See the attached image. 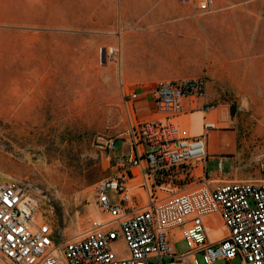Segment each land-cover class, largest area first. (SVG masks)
I'll return each instance as SVG.
<instances>
[{"label": "rangeland", "instance_id": "obj_1", "mask_svg": "<svg viewBox=\"0 0 264 264\" xmlns=\"http://www.w3.org/2000/svg\"><path fill=\"white\" fill-rule=\"evenodd\" d=\"M0 1L6 2L0 5V47L11 56L26 55L28 72L35 73L26 87L0 78L2 103L16 106L0 109V175L26 182L38 199L36 216H45L58 236L73 238L87 229L93 211L98 215L95 185L113 173L104 140L117 141L115 156L125 151L117 137L130 121L149 116L150 93L158 83L182 79L175 75L195 58L196 47L178 38L177 14L155 13L147 26L145 15L116 8L110 15L114 29L95 30L90 27L98 25V17L109 15L92 17L81 9L73 30L67 0ZM124 32L131 34L126 45L120 41ZM110 49L114 53L106 57ZM51 80L56 84L48 85ZM132 92L140 95L135 101L127 99ZM213 110L222 114L207 139L214 157L209 175L222 181L263 179L256 156L264 150V94L227 95ZM173 242L178 254L188 250L185 241ZM196 260L204 264L200 254Z\"/></svg>", "mask_w": 264, "mask_h": 264}, {"label": "built area", "instance_id": "obj_2", "mask_svg": "<svg viewBox=\"0 0 264 264\" xmlns=\"http://www.w3.org/2000/svg\"><path fill=\"white\" fill-rule=\"evenodd\" d=\"M194 2L202 14L214 10V0ZM205 90L204 77L160 82L150 93L149 116L130 121L117 137L125 151L115 156L117 141L104 140L113 173L95 185L98 215L76 237L58 236L45 216H36L38 199L26 182L0 175V264H198L197 254L204 264L236 258L264 264V178L211 177L207 139L217 128L205 116L201 133L188 135L178 121L214 109L201 103ZM256 163L264 177V150ZM212 216L224 227L215 240ZM175 237L187 251L176 252Z\"/></svg>", "mask_w": 264, "mask_h": 264}, {"label": "crops", "instance_id": "obj_3", "mask_svg": "<svg viewBox=\"0 0 264 264\" xmlns=\"http://www.w3.org/2000/svg\"><path fill=\"white\" fill-rule=\"evenodd\" d=\"M5 3L0 1V5ZM116 8L121 13L132 11L135 15H145L142 20L147 26L153 24L154 14L158 12L179 16L178 38L196 48L195 58L181 67L175 76L182 78L178 80L206 79L202 104L212 105L215 109L227 95L264 94V0H214V10L206 14L196 9L194 0L183 5L178 0H67L68 22L72 20L73 23L72 27L68 23V27L74 30L75 14L81 9L85 14L88 9L92 17L109 15L103 19L98 17V25L90 29H114L110 23L115 21L110 15L115 14ZM152 31L151 27L148 28V35L152 36ZM130 38L128 32L120 35V41L125 45ZM28 67L26 55L11 56L0 47V78L15 79L12 82L14 87H26V79L35 74L28 72ZM39 77L42 78V75ZM42 84L39 81L36 86L42 87ZM47 84L52 86L56 82L51 80ZM3 92L0 91V109L16 108L15 105L2 103ZM211 115H208L211 120L218 121L217 116ZM207 146L208 150L211 149L209 143Z\"/></svg>", "mask_w": 264, "mask_h": 264}, {"label": "bare ground", "instance_id": "obj_4", "mask_svg": "<svg viewBox=\"0 0 264 264\" xmlns=\"http://www.w3.org/2000/svg\"><path fill=\"white\" fill-rule=\"evenodd\" d=\"M114 53V50H110V51H106V57H111ZM212 114L211 116H217L219 117L222 114V111L219 112L218 110H212L211 112H209L208 114L202 112V111H198V112H194L191 114H188L186 116H182L181 118L178 119V121H180L182 123V125L184 126L186 132L188 135H199L201 133V128H202V123L205 121L204 117L208 116ZM211 117V118H212ZM213 119V118H212ZM212 123H214L215 127H217L218 121L217 120H211ZM57 143V142H56ZM39 207V205H38ZM39 209V208H38ZM93 217H96V212L93 211ZM37 216H39V210H37ZM211 220L214 219H218V217H210ZM218 222L221 223V221H219V219L217 220ZM218 224V223H217ZM224 232V227L221 223V225L217 226L215 230H210L209 231V237L212 240L217 239L221 234H223Z\"/></svg>", "mask_w": 264, "mask_h": 264}, {"label": "trees", "instance_id": "obj_5", "mask_svg": "<svg viewBox=\"0 0 264 264\" xmlns=\"http://www.w3.org/2000/svg\"><path fill=\"white\" fill-rule=\"evenodd\" d=\"M233 112H234V109L232 108V109H231V114H233Z\"/></svg>", "mask_w": 264, "mask_h": 264}]
</instances>
